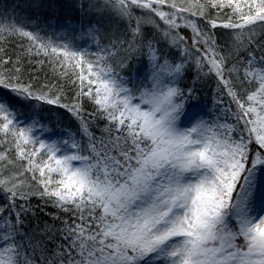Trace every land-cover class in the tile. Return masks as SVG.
Wrapping results in <instances>:
<instances>
[{
    "label": "snow or ice",
    "instance_id": "snow-or-ice-1",
    "mask_svg": "<svg viewBox=\"0 0 264 264\" xmlns=\"http://www.w3.org/2000/svg\"><path fill=\"white\" fill-rule=\"evenodd\" d=\"M0 264H264V0H0Z\"/></svg>",
    "mask_w": 264,
    "mask_h": 264
},
{
    "label": "trees",
    "instance_id": "trees-1",
    "mask_svg": "<svg viewBox=\"0 0 264 264\" xmlns=\"http://www.w3.org/2000/svg\"><path fill=\"white\" fill-rule=\"evenodd\" d=\"M9 2H11V0H9Z\"/></svg>",
    "mask_w": 264,
    "mask_h": 264
}]
</instances>
